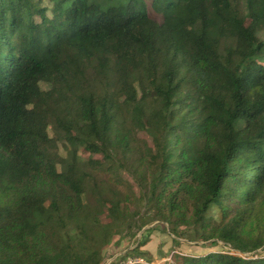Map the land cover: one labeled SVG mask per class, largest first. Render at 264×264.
Wrapping results in <instances>:
<instances>
[{
    "label": "trees",
    "instance_id": "1",
    "mask_svg": "<svg viewBox=\"0 0 264 264\" xmlns=\"http://www.w3.org/2000/svg\"><path fill=\"white\" fill-rule=\"evenodd\" d=\"M151 8L0 0V264H102L101 216L120 241L158 222L239 253L176 264H264V0ZM147 243L117 264H151Z\"/></svg>",
    "mask_w": 264,
    "mask_h": 264
},
{
    "label": "rangeland",
    "instance_id": "2",
    "mask_svg": "<svg viewBox=\"0 0 264 264\" xmlns=\"http://www.w3.org/2000/svg\"><path fill=\"white\" fill-rule=\"evenodd\" d=\"M144 1L148 8L150 17L154 21L161 23L162 22L161 15L155 13L151 8L152 0H144ZM258 38L264 39V31L258 33ZM45 122H46L47 130L51 132V127L49 126L48 120H45ZM118 128L120 129V131L124 132L123 127L120 126ZM138 135L139 138L141 139L148 138L147 135L143 132L139 133ZM79 156L83 161L92 160V162L95 165L103 164V160L100 155H91L90 153L85 152L83 149L79 150ZM126 177L130 182H132L129 176ZM83 201L84 202L86 201L85 197H83ZM107 207H110V205H108ZM130 211L134 212L135 207H131ZM101 215H107V210L105 209L104 214ZM208 216L213 217L215 219H219L220 214L215 207H212L208 212ZM101 221L102 224L96 227L97 229L96 232L99 233L101 231L105 234L113 233L110 243L102 251V256H101V259L103 261L102 264H107L109 261L112 262L115 261L114 264H117L118 260L122 255L127 253L128 250L136 247L138 241L143 239H147L148 243L145 246H143L140 250L145 252L146 251L145 247H148V249L152 252V254L148 252L152 257L151 264H165L167 259L171 255H172V261L175 262L176 261L175 255L200 256L210 252H229L227 251V247H224L221 242H218L217 244L214 245L212 242H204L201 240L188 241L187 236L184 237L180 234L181 231L183 230V227L178 228L179 235L177 237L169 232L168 226L166 224L158 223V222L151 223L146 227H144L142 231L137 234L136 237L134 236L135 238L132 236L131 239L128 238L120 241V234L124 232V226L120 224L119 228L114 229L110 221L106 219V216H101ZM91 224L92 222L90 220L87 221L79 220L75 224H70L67 227V231L72 236L77 237L76 251L79 253H82L87 246L85 238H83L80 234L81 231L80 226H83L87 231H89L87 229V225H91ZM174 239H177L179 244H175ZM229 253H232L234 255H239V253L234 251H230ZM258 253L264 256V249L258 250ZM116 258L117 260H115ZM136 258L147 261L146 258H141V257H136ZM132 259L133 257L132 255H130L128 259L120 262V264H125L128 260H132Z\"/></svg>",
    "mask_w": 264,
    "mask_h": 264
},
{
    "label": "built area",
    "instance_id": "3",
    "mask_svg": "<svg viewBox=\"0 0 264 264\" xmlns=\"http://www.w3.org/2000/svg\"><path fill=\"white\" fill-rule=\"evenodd\" d=\"M134 263H137V264H146V262L143 259H137V258H134L132 260H128L126 262V264H134ZM107 264H112V261H109ZM165 264H176L174 261H172V255L167 259V261H166Z\"/></svg>",
    "mask_w": 264,
    "mask_h": 264
},
{
    "label": "crops",
    "instance_id": "4",
    "mask_svg": "<svg viewBox=\"0 0 264 264\" xmlns=\"http://www.w3.org/2000/svg\"><path fill=\"white\" fill-rule=\"evenodd\" d=\"M145 250L152 254V252L148 249V247H145Z\"/></svg>",
    "mask_w": 264,
    "mask_h": 264
}]
</instances>
